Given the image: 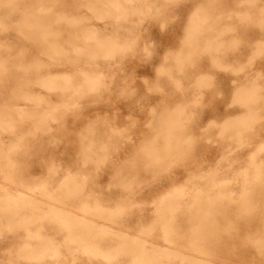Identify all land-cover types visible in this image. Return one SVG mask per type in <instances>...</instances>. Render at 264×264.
Wrapping results in <instances>:
<instances>
[{
	"label": "rangeland",
	"instance_id": "rangeland-1",
	"mask_svg": "<svg viewBox=\"0 0 264 264\" xmlns=\"http://www.w3.org/2000/svg\"><path fill=\"white\" fill-rule=\"evenodd\" d=\"M163 231L264 264V0H0V264H131L160 252L116 235Z\"/></svg>",
	"mask_w": 264,
	"mask_h": 264
},
{
	"label": "bare ground",
	"instance_id": "bare-ground-1",
	"mask_svg": "<svg viewBox=\"0 0 264 264\" xmlns=\"http://www.w3.org/2000/svg\"><path fill=\"white\" fill-rule=\"evenodd\" d=\"M6 188V187H5ZM33 190H27V191H24V190H16V191H13L16 195H14V196H8L7 198H5V203H6V205L5 206H10L9 205V203L10 204H12L13 205V208H14V206L16 207L17 205H19L20 203L22 204L23 202H25L26 203V201H28L30 198H32V196H31V192H32ZM13 193V194H14ZM8 203V204H7ZM20 204V205H21ZM19 205V206H20ZM21 207V206H20ZM95 208H97V206H94ZM8 208V207H7ZM10 208V207H9ZM8 208V209H9ZM6 209V208H5ZM61 209V210H60ZM60 209H57V208H55V209H51V211L49 210V212H50V214H49V216L51 215V218L52 219H54L55 221H57V222H59L60 223V225L62 226V227H64V228H68L69 227V220H68V218L67 217H65L64 218V216L62 215V213L64 212L63 211V209L62 208H60ZM99 209H101L100 207H99ZM84 218H87V216L83 213L82 215H81V221H84L85 219ZM103 233L105 232L106 234H111V231L108 229V228H105L104 227V229L103 230H101ZM28 233V232H27ZM29 234V233H28ZM170 233L169 232H167V231H163V240H164V245L163 246H155V245H153V244H151V243H149L148 241H146L145 239H142V238H140V237H128V235L127 234H125V233H121V234H117L116 236H119L121 239H132V240H140L141 242H142V244L143 245H145V244H149L150 245V247H153L154 249H156L158 252H160L159 254H157L156 256H154V258L152 257V258H144L143 257V259H140V258H135L133 261H132V263L131 264H151V260H156V259H168L169 260V258H171V256H173L174 255V258H177V259H179V260H181V261H179V263L180 264H182L183 263V261H184V257L181 255V254H179L178 252H176L178 249L176 248V247H174L173 245H174V243L173 242H171L170 240H169V238H168V235H169ZM30 235V234H29ZM36 235V234H35ZM33 238V237H32ZM37 238H39L38 237V235H37ZM29 239V238H28ZM41 239H43V238H41ZM84 243V242H83ZM82 245H84V244H82ZM52 247V248H51ZM50 247V250H51V252H52V256H53V258L54 257H57L59 254H58V252H57V249H55V248H53V246H51ZM57 247V246H56ZM24 248V247H23ZM48 249V248H47ZM81 250H83V251H81V252H83L84 253V255L85 254H87V255H90V256H93L94 258L96 257V258H99V257H102V258H104V259H106V260H111V259H113V258H111V256L113 255L112 254V251L110 250V249H108V248H104V247H102L100 244L98 245V244H91V245H88V246H83V248H82V246H81V248H80ZM44 250H46V249H43V251H42V253L44 254V253H47V252H45ZM49 250V249H48ZM197 252H202V251H200V249H197ZM204 252V251H203ZM37 255V254H36ZM200 255V254H199ZM43 257V255H38L37 256V258H39V259H41ZM112 257H114V255L112 256ZM101 258V259H102ZM198 258H199V256H197L194 260H198Z\"/></svg>",
	"mask_w": 264,
	"mask_h": 264
},
{
	"label": "crops",
	"instance_id": "crops-1",
	"mask_svg": "<svg viewBox=\"0 0 264 264\" xmlns=\"http://www.w3.org/2000/svg\"><path fill=\"white\" fill-rule=\"evenodd\" d=\"M245 89H247V87H246ZM240 90H241V89H240ZM240 90H239V91H240ZM248 115H249V113H247L245 116H248ZM252 115H253V114H252ZM245 116H242V117H245ZM242 117L237 118L236 121H239ZM173 191H174V190H173ZM170 193H171V192H170Z\"/></svg>",
	"mask_w": 264,
	"mask_h": 264
}]
</instances>
